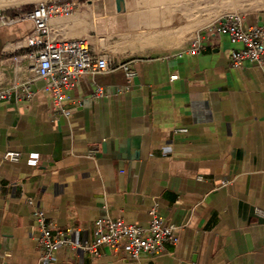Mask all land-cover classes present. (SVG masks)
Returning <instances> with one entry per match:
<instances>
[{
  "label": "crops",
  "instance_id": "0c3cea01",
  "mask_svg": "<svg viewBox=\"0 0 264 264\" xmlns=\"http://www.w3.org/2000/svg\"><path fill=\"white\" fill-rule=\"evenodd\" d=\"M235 12L245 29L260 24L264 0H123L120 11L115 0H79L49 20L50 35L86 37L109 69L66 90L64 113L23 56L32 21L0 26V85L31 79L35 90L0 101V264H264V65L231 67L239 44L207 30ZM123 61L134 77L115 67ZM97 86L105 93L94 97ZM7 150L20 158L3 160ZM27 196L76 241L91 240L99 218L146 225L153 206L179 241L137 259L59 246L47 263Z\"/></svg>",
  "mask_w": 264,
  "mask_h": 264
},
{
  "label": "built area",
  "instance_id": "2783aa9c",
  "mask_svg": "<svg viewBox=\"0 0 264 264\" xmlns=\"http://www.w3.org/2000/svg\"><path fill=\"white\" fill-rule=\"evenodd\" d=\"M78 5L79 0H42L31 8L17 6L12 11L0 9V26L24 19L32 21L33 29L25 36L29 50L23 56L27 58L35 78L42 82L41 90L49 94L51 107L55 113L66 112L65 92L72 88L81 76L87 72L96 73L109 69L106 56L93 54L86 37L56 39L50 35L49 20L72 14ZM207 30L212 34H225L231 43L239 44L230 51L231 67H241L245 61L264 65V19L260 24L245 29L242 25V15L235 12L209 25ZM202 46L200 35L197 34L191 40L189 52L196 54ZM115 67L121 68L128 79L136 75L131 61L117 62ZM172 78H176V75ZM34 93L31 79H13L0 85V101L31 99ZM104 93V89L97 86L92 91V96L98 97ZM95 152L96 149H90L89 155L93 156ZM2 158L14 162L20 158V152L7 150ZM39 158L38 152H29L26 163L36 166ZM221 184L225 185L227 181L223 180ZM26 199L31 205L32 219L38 229L40 258L47 263L52 261L59 246L79 248L90 256L98 255L101 246H108L122 249L129 258L137 259L142 254L164 253L167 244L175 246L179 241L180 227L168 223L155 206L149 209L150 218L146 225L127 222L122 218H99L94 223V237L89 241H76L68 229L53 226L43 206L34 204L30 196Z\"/></svg>",
  "mask_w": 264,
  "mask_h": 264
},
{
  "label": "bare ground",
  "instance_id": "6f19581e",
  "mask_svg": "<svg viewBox=\"0 0 264 264\" xmlns=\"http://www.w3.org/2000/svg\"><path fill=\"white\" fill-rule=\"evenodd\" d=\"M27 0H5V1H0V9H7L11 7L18 6L22 3H24ZM42 1V0H39Z\"/></svg>",
  "mask_w": 264,
  "mask_h": 264
},
{
  "label": "rangeland",
  "instance_id": "374dc122",
  "mask_svg": "<svg viewBox=\"0 0 264 264\" xmlns=\"http://www.w3.org/2000/svg\"><path fill=\"white\" fill-rule=\"evenodd\" d=\"M37 2H39V0H27V1H25L24 3H22V4H20V5H18V6H22V8H26V6H28V5H31V6H33L34 4H36ZM17 8V6H15V7H11V8H7L9 11H12V10H15ZM6 9V10H7Z\"/></svg>",
  "mask_w": 264,
  "mask_h": 264
},
{
  "label": "water",
  "instance_id": "95a60500",
  "mask_svg": "<svg viewBox=\"0 0 264 264\" xmlns=\"http://www.w3.org/2000/svg\"><path fill=\"white\" fill-rule=\"evenodd\" d=\"M0 1H5V0H0ZM116 1V9L118 11L123 9V0H115Z\"/></svg>",
  "mask_w": 264,
  "mask_h": 264
},
{
  "label": "trees",
  "instance_id": "16d2710c",
  "mask_svg": "<svg viewBox=\"0 0 264 264\" xmlns=\"http://www.w3.org/2000/svg\"><path fill=\"white\" fill-rule=\"evenodd\" d=\"M31 7H32L31 5L26 6V8H31Z\"/></svg>",
  "mask_w": 264,
  "mask_h": 264
}]
</instances>
